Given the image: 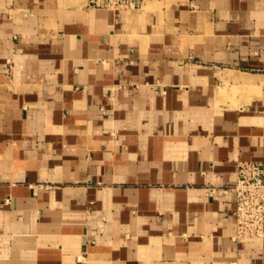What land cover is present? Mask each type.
Returning a JSON list of instances; mask_svg holds the SVG:
<instances>
[{"label":"crops","instance_id":"0c3cea01","mask_svg":"<svg viewBox=\"0 0 264 264\" xmlns=\"http://www.w3.org/2000/svg\"><path fill=\"white\" fill-rule=\"evenodd\" d=\"M251 161L264 0H0V264H264Z\"/></svg>","mask_w":264,"mask_h":264},{"label":"built area","instance_id":"2783aa9c","mask_svg":"<svg viewBox=\"0 0 264 264\" xmlns=\"http://www.w3.org/2000/svg\"><path fill=\"white\" fill-rule=\"evenodd\" d=\"M143 0H84V7L128 10L141 6ZM235 192V240L258 238L264 234V167L260 162H241Z\"/></svg>","mask_w":264,"mask_h":264}]
</instances>
